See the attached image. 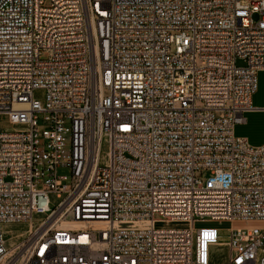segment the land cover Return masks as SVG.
Segmentation results:
<instances>
[{
	"label": "built area",
	"instance_id": "1",
	"mask_svg": "<svg viewBox=\"0 0 264 264\" xmlns=\"http://www.w3.org/2000/svg\"><path fill=\"white\" fill-rule=\"evenodd\" d=\"M261 71L264 0H0V264H264Z\"/></svg>",
	"mask_w": 264,
	"mask_h": 264
},
{
	"label": "rangeland",
	"instance_id": "2",
	"mask_svg": "<svg viewBox=\"0 0 264 264\" xmlns=\"http://www.w3.org/2000/svg\"><path fill=\"white\" fill-rule=\"evenodd\" d=\"M44 57H42L43 59ZM238 64H241L238 62ZM35 96L38 98H41L40 93H35ZM252 106L256 108H261L264 104V71L257 73V86L256 91L252 96L251 100ZM243 118L245 120L244 124L236 125L234 127V136L236 137H242L246 138L248 143L252 146H260L264 145V113L262 112H248L243 115ZM58 175L66 176L67 180L64 181V184H69L70 179V172L67 168H61L58 170ZM65 195H61V198H57L55 194H51L49 197V201L51 203V206H57L58 203L64 199ZM44 219L43 215H34L33 220H41ZM256 225L255 223H248L245 224L243 222H237V223H219V224H213V226H216L219 229L225 230L228 228H250ZM170 228H182L183 225H169ZM197 227H200L197 225ZM28 228V225H14L9 227L8 229L13 233V235L20 234L26 232ZM8 244L11 243L10 238L7 240Z\"/></svg>",
	"mask_w": 264,
	"mask_h": 264
},
{
	"label": "bare ground",
	"instance_id": "3",
	"mask_svg": "<svg viewBox=\"0 0 264 264\" xmlns=\"http://www.w3.org/2000/svg\"><path fill=\"white\" fill-rule=\"evenodd\" d=\"M34 222H30V223H28V228H27V230H26V232H24V233H20L19 235H24V234H26V233H28L29 231H32V224H33ZM42 229V228H41ZM40 229V230H41ZM13 232V231H12ZM19 235L18 236H16L15 238H13L12 240H11V243H15L16 241H17V238L19 237Z\"/></svg>",
	"mask_w": 264,
	"mask_h": 264
},
{
	"label": "crops",
	"instance_id": "4",
	"mask_svg": "<svg viewBox=\"0 0 264 264\" xmlns=\"http://www.w3.org/2000/svg\"><path fill=\"white\" fill-rule=\"evenodd\" d=\"M254 224V223H253ZM259 227H264V223H255Z\"/></svg>",
	"mask_w": 264,
	"mask_h": 264
}]
</instances>
